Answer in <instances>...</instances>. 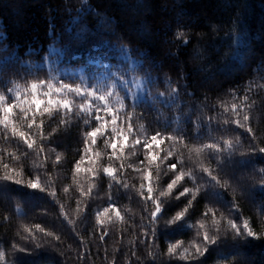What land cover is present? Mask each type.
Wrapping results in <instances>:
<instances>
[{
  "label": "trees",
  "instance_id": "obj_1",
  "mask_svg": "<svg viewBox=\"0 0 264 264\" xmlns=\"http://www.w3.org/2000/svg\"><path fill=\"white\" fill-rule=\"evenodd\" d=\"M113 73L128 81H146L139 92L136 84L130 85L139 97L137 106L129 109L134 129L138 133L142 129L141 139L156 132L182 135L193 150L191 159L184 152V170L193 171L195 183L186 177L172 195L159 197L165 211L153 223V206L141 196V184L147 195L143 178L147 161L139 164L144 159L142 147L135 155L125 148L124 169L117 172V179L129 185L123 188L102 171L109 163L119 169L121 163L108 160L111 150L102 140L93 147V153H100L95 165L98 175L87 172V157L82 171H74L84 147L82 133L89 130L74 114L66 124L60 123L63 115L45 116L43 156L31 151L24 156L28 150L23 145L11 138L4 141L0 134L4 162L23 170L25 179L45 173L43 186L56 194L0 181V251L5 253L0 264H264V189L260 187L264 175L259 171L264 169V156L239 155L249 152L250 138L232 123L238 117L231 111L236 104L241 117L247 112L246 126L253 128L256 145L264 147V0H0V93L11 99L13 93L7 88L23 89L34 79L52 77L73 86H106ZM116 83L118 89L123 87ZM237 138L240 144H235ZM132 139L125 143L131 145ZM227 140L236 147L231 160L227 150L217 154L203 149L199 157L195 153L204 144L224 147ZM169 147L168 141L160 145L161 156ZM12 152L19 162L8 157ZM175 160L174 156L168 162ZM201 164L227 187L214 188L199 171ZM138 167L143 171L133 170ZM172 175L163 165L159 174L152 167L154 198ZM197 185L202 190L184 219L166 226L190 199L175 196L183 187ZM213 192L222 195L215 197ZM111 205L122 219L110 211L100 225L97 213ZM209 209L216 212L218 224L211 213L204 216ZM228 220L237 224L247 220L261 238L233 240ZM37 225L44 231H38ZM217 227L218 245L193 258V244L203 246L197 233L207 230L210 236L217 235ZM26 228L35 240L25 239L30 236ZM177 243L181 244L177 254L189 249L188 259L168 254L169 245Z\"/></svg>",
  "mask_w": 264,
  "mask_h": 264
},
{
  "label": "snow or ice",
  "instance_id": "obj_2",
  "mask_svg": "<svg viewBox=\"0 0 264 264\" xmlns=\"http://www.w3.org/2000/svg\"><path fill=\"white\" fill-rule=\"evenodd\" d=\"M180 35H183L182 33ZM125 55L128 54V50L124 49ZM55 70V69H54ZM115 77V79H113ZM83 80V77H81ZM112 82L106 86H101L99 84L92 85L91 87L85 85L73 86L72 84L64 83L58 77H52L50 80L44 79H34L25 88H7V92L13 93V97L10 99L9 96L4 93H0V134L4 141H8L9 138L18 142V144L23 145L28 151L23 153L27 156L29 151L35 153L36 155H44V144L43 141L46 139L44 135V118L47 116L48 119H52L54 116L63 115L61 119V124H66L70 114H74L77 118H82L83 123L89 126V130L84 131L83 143L84 147L82 149V154L79 160L74 165V171L79 173L82 171L81 165L85 163V158L87 157V163L90 167L87 168V172L94 173L98 175V169L95 167L97 164L100 153H93V147L98 143V140H102L104 148L110 149L111 152L108 155L109 161H121L119 169L114 168L111 163L103 167L102 171L105 176L112 180H115L123 188H128L129 185L117 179V172L124 169L123 159L126 147H130L132 154L135 155V150L137 147H142L144 150V159L139 161V164L143 166L145 161H147V171L144 174V180L147 181V195H144L143 189L144 185L141 184V196L145 201L150 202L153 206L151 211V221L155 223L158 217L164 213V203L159 197H169L172 195L174 189L185 180L187 177L193 183L196 181V175L191 169L187 171L184 170V152L188 151V159L192 157V149L188 148L187 143H185L184 137L182 135H170L162 132H156L153 135H143L141 139L142 129L138 133L133 126L132 115L129 109H134L139 102V97L132 91L130 85L136 84V86L142 87L146 81H137L135 78L131 81L125 80L123 75H118L113 73L109 77ZM55 80V83H53ZM119 81L123 86L121 89L117 88L116 81ZM147 82H151L150 79ZM121 91L124 92L121 95ZM176 90L173 89V93ZM163 93L160 94L161 98ZM113 98L115 102L113 103ZM176 97L173 96L174 100ZM245 107H247L248 97L244 96ZM79 100V103H77ZM75 112L73 113V110ZM15 110V111H14ZM231 111L236 114L238 118L234 119V123L238 128L244 129L250 138V148L248 153H239L240 156L245 155H255L260 154L264 156V147H259L256 145V137L253 128L248 125L249 115L244 112L242 117L240 116V109H238L236 104L231 105ZM123 117V119H121ZM119 121V122H118ZM94 122V124H93ZM228 121H225L227 124ZM55 132L53 129L51 136ZM132 137L131 145L125 142ZM37 138L41 141L37 143ZM168 141L170 147L164 151L161 156L158 151L160 145ZM235 144H240L239 138H237ZM232 140H227L224 142V147H221L218 143H210L202 145V148L195 149L196 155L202 154L203 149H208L214 153L222 154L225 150L228 152V159L231 160L232 156L236 154V147ZM4 152L5 150L0 148V181L11 182L22 188H26L33 191H39L45 193L46 195L55 197V191H46L45 186L42 184L41 175L45 173H37L35 175H29L26 179L23 170L18 171L17 167H10L9 163L4 162ZM8 157L12 160L19 162L20 157L14 152L7 153ZM95 156V159L92 157ZM176 157L175 162L169 163L168 161L172 157ZM45 163L47 162V157L44 156ZM160 163H157V161ZM55 162H60V157L56 156ZM241 164L246 163V161L241 160ZM161 165H163L165 173L171 172L173 175L166 185V188L158 193V196L154 198V188L152 183V167L155 166L157 174L161 171ZM179 165V167H178ZM39 167V166H38ZM131 167V166H130ZM134 171H143L142 167L134 168ZM201 173L209 178L212 186L214 188L225 189L227 187L226 182L222 183L216 175L213 174V170L204 167L201 164L199 169ZM262 175H264V169L259 170ZM50 187V185H49ZM112 185L109 184V188ZM260 187L264 189V179L260 181ZM202 190L200 185L195 188L183 187L182 191H179L175 199L179 200L181 197H190L188 199L187 205L184 209L171 219L166 221V226L177 225L178 221H182L185 214L188 212L189 208L192 206V202L196 200L197 194ZM91 191V189H89ZM211 195L215 197H220L222 193L213 192ZM232 207L236 208L235 201L232 202ZM110 211H114L117 218H121L119 210L115 205L104 208L102 213H97V221L100 225L104 224V220L101 219L102 216H106ZM211 213L214 223L218 224L215 220L216 212L209 209L204 213V216H208ZM228 228L234 233L233 240L237 238L241 240H247L248 238L260 239L261 237L253 230L247 220H242L240 224H237L235 220H228ZM191 227V225H189ZM200 229H204L205 225L203 223L199 224ZM36 229L40 232L44 230L40 228L39 225ZM26 232L30 233L29 237L25 239L35 240V236L32 235V230L26 228ZM219 228L217 227V235H209L207 230L202 233L198 232V235H202V245L193 244L195 255L193 258H199L204 256L208 252L209 246L218 245L220 240ZM156 229L152 228V235L155 236ZM106 234V233H105ZM46 235L51 236L52 233H46ZM59 240V237H55ZM103 239V236H101ZM41 245L37 243V247ZM15 247V246H13ZM181 247L180 243L170 244L168 247V254L170 256L177 255L179 259H188L189 249L183 248L178 254L177 249ZM19 251H26L24 248H20ZM5 253L0 251V260H3Z\"/></svg>",
  "mask_w": 264,
  "mask_h": 264
},
{
  "label": "rangeland",
  "instance_id": "obj_3",
  "mask_svg": "<svg viewBox=\"0 0 264 264\" xmlns=\"http://www.w3.org/2000/svg\"><path fill=\"white\" fill-rule=\"evenodd\" d=\"M140 88H141V87L137 88V91H138V92H139Z\"/></svg>",
  "mask_w": 264,
  "mask_h": 264
}]
</instances>
